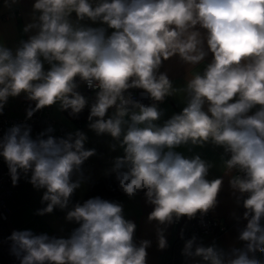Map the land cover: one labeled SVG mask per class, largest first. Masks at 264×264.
<instances>
[{"label":"clouds","instance_id":"clouds-1","mask_svg":"<svg viewBox=\"0 0 264 264\" xmlns=\"http://www.w3.org/2000/svg\"><path fill=\"white\" fill-rule=\"evenodd\" d=\"M33 8L40 12L39 23L24 31L38 27V34L22 42L15 56L0 47V112L9 96L24 92L36 102L28 118L57 102L75 115L87 104L76 91V78L99 89L88 117L96 119L89 127L119 140L122 125H128L120 141L125 155L116 159L113 170L130 198L146 189L148 202L155 205L149 220L160 224L206 214L215 207L222 185L220 178L206 179L211 165L199 155L187 158L174 149L189 141L223 147L231 153L226 167L246 173L245 179L231 181L233 188L249 193L243 201L248 223L239 236L247 242L246 251L233 249L229 256L215 245L198 246L194 255L208 264H264L255 256L264 255V0H100L95 6L89 0H35ZM72 13L77 23L87 18L102 26L75 27ZM199 29L207 30L213 59L203 75L188 80L187 106L158 126L154 122L162 112L155 104L145 106L124 93L140 88L163 101L177 91L166 74L157 75L158 69L176 55L192 65L203 61L207 52ZM43 61L51 65L48 71ZM110 108L115 113L105 119ZM29 133L16 125L0 142L12 183H17L18 169L31 170L30 182L45 188L43 200L49 201L39 214L65 208L81 186L72 180L73 172L95 150H85L87 137L79 131L74 141L71 134L68 139L33 140ZM125 165L128 171H119ZM122 211L119 203L90 198L68 212L67 219L80 225L69 239L13 232L12 251L20 264H146L150 242L133 244L136 225ZM158 236L164 249L162 231ZM194 241L185 244V255H193Z\"/></svg>","mask_w":264,"mask_h":264},{"label":"crops","instance_id":"crops-1","mask_svg":"<svg viewBox=\"0 0 264 264\" xmlns=\"http://www.w3.org/2000/svg\"><path fill=\"white\" fill-rule=\"evenodd\" d=\"M89 2L95 6L100 0H89ZM34 3L35 0H0V47L9 49L13 56H15L16 50L22 47V42H27L30 37L37 35L39 32L38 27L30 28L27 32L24 31L29 24L39 23L40 12L34 10ZM69 19L75 27L86 26L95 28L102 26L99 22L93 23L87 18L77 23L75 13H72ZM103 27L107 26L103 25ZM199 30L204 40V50L207 52L203 61L192 65L185 63L176 55L163 61L158 69L157 75L160 73L166 74L172 82L173 88L177 90L172 95L167 96L163 104L157 106L162 112L160 119L154 122L158 126H163L174 114H179L187 106L189 100V95L186 91L188 80L195 74L203 75L205 68L213 59V55L208 51L207 47V30ZM111 31V29H108L109 34ZM41 59L43 60L42 57ZM43 67L45 71H48L51 65L47 61H43ZM76 91L87 100L85 108L80 113L70 115L71 109L62 110L59 102L50 106L49 112L55 121L67 126L75 138L78 131L87 137L84 142L85 150H95V154L87 159V165L81 168L77 174V181H80L81 186L74 191L65 208L56 206L51 213L40 215L39 213L49 203V201L43 200L46 189L34 187L30 182L32 172L27 173L24 179L18 182L17 189L9 200L11 212L6 223L10 236L13 232L30 231L36 236L47 235L49 239H69L74 230L77 229V224L75 220L67 219L68 212L74 210L75 206L80 204L85 198L93 181L103 175L115 172L113 169L116 159L125 155L120 141L123 139V134L127 131L128 125H122L123 131L119 140L108 133L98 135L89 127V124L94 122L96 118H93V121L88 119L91 106L96 102V94L81 89ZM26 95L27 93L21 92L19 96L8 97L4 108L10 116L19 117L27 114L28 109L22 108L19 103L20 99ZM258 109L259 106H256L248 115L254 114ZM130 110L138 111V109ZM204 110L207 111V104H205ZM114 113L115 108L108 110L105 119L114 115ZM124 119L130 123L129 117L126 116ZM77 122H81L82 125L80 127L77 126ZM144 126L139 125V127ZM174 151L181 153L187 158L199 155L206 163L211 165L206 179L209 181L217 178L222 179L217 203L211 209V212L220 223L226 225V228L216 234L191 236L186 224L183 222L184 216L177 220L179 221L178 227L174 225L175 217H173V222L170 224H160L156 220L150 221L149 215L154 210L155 205L148 202L146 189L139 190L131 198L125 194L111 200L110 202H116L122 206L123 218L136 225L133 234V244L139 247L142 241L147 240L150 242L146 248V264H169L173 257L179 259L182 264H208L202 257L194 255L198 246L210 247L215 245L217 249L223 250L229 256H231L233 249L246 251L247 242L239 239L240 233L246 228L248 223V220L244 218L246 209L241 200V192L233 188L231 184V181L237 178V168L228 169L225 164V161L230 159L231 153H226L223 147L217 146L211 141L206 142L202 146L193 145L189 141L187 144L175 148ZM126 168H128L127 165L120 170ZM260 223L264 227V218L261 219ZM158 230L162 231L167 243L164 249L159 248ZM177 237H180V240L173 249ZM193 237H195L191 249L193 255H185V244L187 241L192 240ZM251 255L249 253V256ZM255 256L264 260V255L259 252H256ZM17 261L20 264V258L17 257ZM45 264H48V262H45Z\"/></svg>","mask_w":264,"mask_h":264},{"label":"built area","instance_id":"built-area-1","mask_svg":"<svg viewBox=\"0 0 264 264\" xmlns=\"http://www.w3.org/2000/svg\"><path fill=\"white\" fill-rule=\"evenodd\" d=\"M76 82L78 84L77 89L97 93L99 89L96 88H89L87 84L79 79L76 78ZM76 89V90H77ZM125 97H131L133 101L139 102L145 106H151L155 104L159 106L166 101V97L163 101H154L150 94L146 92L144 89H128L124 93ZM20 105L24 109H34L35 102L28 98V95L23 96L20 101ZM129 109H133L131 105L128 106ZM114 109L110 108L109 110ZM16 125L21 126V131L23 132L26 128L30 129V138L33 140H40V139H47L49 136H52L59 139H68L69 134H71L73 141L75 137L72 135L70 129L55 121L49 112V107H45L41 110L35 111L31 118L27 117V114L13 117L10 116L7 110L3 107L2 112H0V142L4 140L5 135L9 132V130ZM81 122H77V126H81ZM51 129V131H48ZM43 134V135H41ZM2 150V149H0ZM87 165V160L80 166V169ZM79 169V170H80ZM78 171H74L72 174V180L75 182L77 181V174ZM22 169L17 170L18 180L15 185L12 183L11 172L8 167V164L5 162L4 158L0 156V218L2 220H7L8 216L10 215V207H9V200L12 198L13 194L17 189V184L20 180L24 179L27 173ZM236 176L240 179L246 178V173L241 171L239 168L236 169ZM249 193H241V200L244 201L248 197ZM174 225L178 227L179 221H175ZM226 225L219 222L217 217H215L211 209L206 214H201L197 212L196 217L194 218L192 224L188 227V232L191 236H197L202 234H216L220 233L225 230ZM0 264L1 261H0Z\"/></svg>","mask_w":264,"mask_h":264},{"label":"trees","instance_id":"trees-1","mask_svg":"<svg viewBox=\"0 0 264 264\" xmlns=\"http://www.w3.org/2000/svg\"><path fill=\"white\" fill-rule=\"evenodd\" d=\"M119 171H128V168ZM125 195L120 187L119 180L117 179V171L103 175L92 182L91 187L85 198L80 202L82 205L86 200L90 198L100 197L103 200H108L109 202L115 198ZM197 215V214H196ZM195 215V217H196ZM194 217V218H195ZM194 218L189 219L184 216L183 222L186 224L187 228L192 224ZM181 221V220H180ZM77 228L80 226L77 222ZM10 234L5 220L0 218V261L2 264H18L17 256L13 253V242L9 239ZM180 237L175 239L173 249ZM169 264H182L179 259L175 257L172 258Z\"/></svg>","mask_w":264,"mask_h":264}]
</instances>
